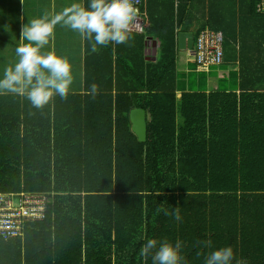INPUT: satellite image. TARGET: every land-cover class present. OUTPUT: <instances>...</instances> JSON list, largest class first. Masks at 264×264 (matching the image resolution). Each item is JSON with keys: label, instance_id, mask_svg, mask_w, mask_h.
Returning a JSON list of instances; mask_svg holds the SVG:
<instances>
[{"label": "trees", "instance_id": "obj_1", "mask_svg": "<svg viewBox=\"0 0 264 264\" xmlns=\"http://www.w3.org/2000/svg\"><path fill=\"white\" fill-rule=\"evenodd\" d=\"M262 1L249 0L252 15L264 16ZM158 2L162 28L109 45L108 68H87L83 92L43 108L0 93V194L49 199L25 238H0V264H151L149 239L182 241L186 264L226 245L238 264H264V93L180 89L175 23L190 30L194 0ZM154 36L156 61L145 56ZM135 110L151 118L146 142ZM176 208L180 220L164 214Z\"/></svg>", "mask_w": 264, "mask_h": 264}, {"label": "crops", "instance_id": "obj_2", "mask_svg": "<svg viewBox=\"0 0 264 264\" xmlns=\"http://www.w3.org/2000/svg\"><path fill=\"white\" fill-rule=\"evenodd\" d=\"M72 3L87 5L88 0H0V78H3L5 69L14 67L18 62L19 57L15 53V48L20 43L19 33L22 26L29 19L55 15ZM179 4L180 8L185 7L187 0H180ZM193 6L195 19L191 18L190 30H185L186 26H179L176 21L178 36L180 32L194 33L196 40V32L205 23L209 25L208 29L219 28L226 37L225 63L209 73L198 72L194 49L180 50L178 38L180 89L197 90L209 94L213 92H236L238 95L264 93V16L251 14L249 0H194ZM159 7L158 0H145L144 10L148 15L146 32L152 30L153 33H157L158 28H162L155 19L153 23L151 16V11L153 14L160 13ZM170 11L171 9L167 13L170 14ZM72 35H74L73 42H71ZM75 40L77 44L74 43ZM160 46L161 41L155 36L147 42L145 56L148 60H157ZM107 47L92 53L89 41L82 40L78 33L57 25L54 39L41 51L47 53L54 48L57 54L67 57L73 67L72 75L77 73L80 82L79 89L76 91L83 92L87 82V68L98 75L108 68ZM74 55L78 57L75 72ZM193 65L196 66L195 69ZM202 77L206 78V87L210 89H201L202 85H205L202 83L201 79H204ZM96 79L98 84L103 82L100 76ZM93 80L94 78L90 76L91 84ZM0 93L13 92L2 90Z\"/></svg>", "mask_w": 264, "mask_h": 264}, {"label": "clouds", "instance_id": "obj_3", "mask_svg": "<svg viewBox=\"0 0 264 264\" xmlns=\"http://www.w3.org/2000/svg\"><path fill=\"white\" fill-rule=\"evenodd\" d=\"M140 14L136 0H88L87 5L72 3L55 15L29 19L20 30V43L15 48L19 57L14 67L5 69L0 78V91L7 90L24 96L33 107L43 108L54 97L66 98L73 82L72 65L67 57L57 54L53 48L44 53L41 49L54 39L57 25L78 33L82 40L89 41L90 51L127 44L132 39L131 25ZM99 87L93 83L90 94H98ZM165 215L180 220V209ZM207 244L210 246L211 242ZM183 242L149 239L141 254L151 264H186L182 254ZM238 264L233 246L226 245L213 250L205 264Z\"/></svg>", "mask_w": 264, "mask_h": 264}, {"label": "built area", "instance_id": "obj_4", "mask_svg": "<svg viewBox=\"0 0 264 264\" xmlns=\"http://www.w3.org/2000/svg\"><path fill=\"white\" fill-rule=\"evenodd\" d=\"M136 6L140 14L131 25V34L143 35L148 28L144 0H136ZM258 12L264 14V0L258 6ZM225 42V34L221 31L206 29L199 33L194 44L198 72L209 73L224 65ZM48 203L47 195L43 194H0V238L5 241L25 238L29 225L46 218Z\"/></svg>", "mask_w": 264, "mask_h": 264}, {"label": "water", "instance_id": "obj_5", "mask_svg": "<svg viewBox=\"0 0 264 264\" xmlns=\"http://www.w3.org/2000/svg\"><path fill=\"white\" fill-rule=\"evenodd\" d=\"M179 49L180 50H193L195 43L194 33H179ZM157 49V44L155 45ZM151 121L150 116L143 110H135L131 113L132 130L137 134L142 142L148 139V123Z\"/></svg>", "mask_w": 264, "mask_h": 264}, {"label": "rangeland", "instance_id": "obj_6", "mask_svg": "<svg viewBox=\"0 0 264 264\" xmlns=\"http://www.w3.org/2000/svg\"><path fill=\"white\" fill-rule=\"evenodd\" d=\"M73 40H74V35H72V37H71V42H73ZM74 43L77 44V41L75 40ZM73 58H74L73 64H74V72H75V71H77L76 69H77V59H78V57H76V55H74ZM72 76H73V82H72V84L70 86V90L69 91L79 89V85H80L79 79L77 77V73H74ZM202 78H204V79H201L202 83L205 84L206 83V78L205 77H202ZM201 89L202 90H207V89H210V87L207 88L206 84H205V85H202ZM212 90H214V89H212Z\"/></svg>", "mask_w": 264, "mask_h": 264}]
</instances>
